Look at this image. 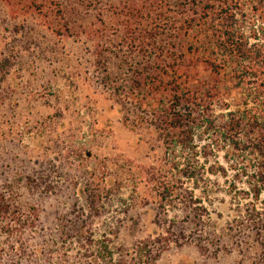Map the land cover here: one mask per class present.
<instances>
[{
    "label": "rangeland",
    "instance_id": "obj_1",
    "mask_svg": "<svg viewBox=\"0 0 264 264\" xmlns=\"http://www.w3.org/2000/svg\"><path fill=\"white\" fill-rule=\"evenodd\" d=\"M93 48L0 2V264H264L253 158L202 130L167 150L106 84L128 73Z\"/></svg>",
    "mask_w": 264,
    "mask_h": 264
},
{
    "label": "trees",
    "instance_id": "obj_2",
    "mask_svg": "<svg viewBox=\"0 0 264 264\" xmlns=\"http://www.w3.org/2000/svg\"><path fill=\"white\" fill-rule=\"evenodd\" d=\"M0 2L22 25L38 15L51 31L90 37L100 66L116 59L114 79L127 72L129 84L114 87L107 75L106 84L135 121L148 117L167 150L193 149L202 130L226 156L252 157L251 186L264 188V0ZM216 105L225 110L219 125Z\"/></svg>",
    "mask_w": 264,
    "mask_h": 264
}]
</instances>
